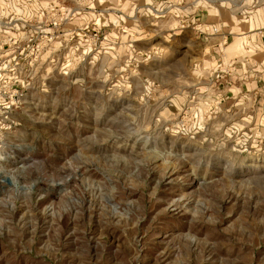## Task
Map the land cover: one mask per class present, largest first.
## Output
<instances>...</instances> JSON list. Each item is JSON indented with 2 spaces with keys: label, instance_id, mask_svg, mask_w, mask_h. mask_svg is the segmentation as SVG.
Here are the masks:
<instances>
[{
  "label": "rangeland",
  "instance_id": "rangeland-1",
  "mask_svg": "<svg viewBox=\"0 0 264 264\" xmlns=\"http://www.w3.org/2000/svg\"><path fill=\"white\" fill-rule=\"evenodd\" d=\"M260 30L264 0H0V264H264Z\"/></svg>",
  "mask_w": 264,
  "mask_h": 264
},
{
  "label": "crops",
  "instance_id": "crops-1",
  "mask_svg": "<svg viewBox=\"0 0 264 264\" xmlns=\"http://www.w3.org/2000/svg\"><path fill=\"white\" fill-rule=\"evenodd\" d=\"M259 32H262L264 34V30H260ZM258 32V34H259ZM260 41H261V45H262V48L264 49V36L263 37H260ZM242 44V38L241 37H235L233 39V41L227 46L226 48V51H229L231 52V54L237 52L239 49H240V46ZM264 68V65L262 66ZM262 67L259 66V68H257L256 66H254V68L257 70V69H262ZM252 76H253V79L255 81L256 84L260 83V82H263L264 83V78L262 77V75H258L255 71V73H251ZM261 76V77H260Z\"/></svg>",
  "mask_w": 264,
  "mask_h": 264
},
{
  "label": "built area",
  "instance_id": "built-area-1",
  "mask_svg": "<svg viewBox=\"0 0 264 264\" xmlns=\"http://www.w3.org/2000/svg\"><path fill=\"white\" fill-rule=\"evenodd\" d=\"M196 31L199 35H205V36H208L210 33H213V34H219L221 35L220 33H218V29L216 28H211L209 26H202V25H199L197 26L196 28ZM260 37H263L264 34L261 32L259 33ZM226 40V37L224 38V41Z\"/></svg>",
  "mask_w": 264,
  "mask_h": 264
},
{
  "label": "bare ground",
  "instance_id": "bare-ground-1",
  "mask_svg": "<svg viewBox=\"0 0 264 264\" xmlns=\"http://www.w3.org/2000/svg\"><path fill=\"white\" fill-rule=\"evenodd\" d=\"M256 168H258V166L257 165H253V169H256Z\"/></svg>",
  "mask_w": 264,
  "mask_h": 264
}]
</instances>
